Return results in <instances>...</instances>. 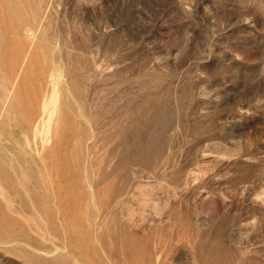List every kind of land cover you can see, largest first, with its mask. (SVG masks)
<instances>
[{"label":"rangeland","instance_id":"obj_1","mask_svg":"<svg viewBox=\"0 0 264 264\" xmlns=\"http://www.w3.org/2000/svg\"><path fill=\"white\" fill-rule=\"evenodd\" d=\"M0 264H264V0H0Z\"/></svg>","mask_w":264,"mask_h":264}]
</instances>
